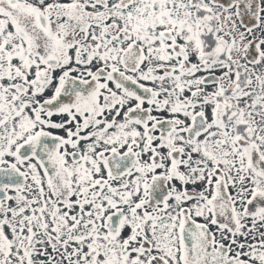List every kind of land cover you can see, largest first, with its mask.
<instances>
[{
	"label": "snow or ice",
	"instance_id": "1",
	"mask_svg": "<svg viewBox=\"0 0 264 264\" xmlns=\"http://www.w3.org/2000/svg\"><path fill=\"white\" fill-rule=\"evenodd\" d=\"M0 264H264V0H0Z\"/></svg>",
	"mask_w": 264,
	"mask_h": 264
}]
</instances>
